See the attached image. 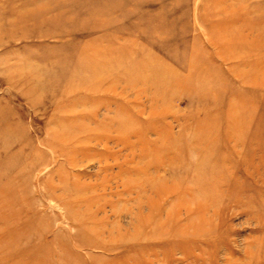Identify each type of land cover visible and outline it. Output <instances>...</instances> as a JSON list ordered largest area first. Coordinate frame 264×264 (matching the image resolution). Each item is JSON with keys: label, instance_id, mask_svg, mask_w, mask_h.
Instances as JSON below:
<instances>
[{"label": "rangeland", "instance_id": "rangeland-1", "mask_svg": "<svg viewBox=\"0 0 264 264\" xmlns=\"http://www.w3.org/2000/svg\"><path fill=\"white\" fill-rule=\"evenodd\" d=\"M213 35L264 44V0H0V264H264V46ZM165 62L208 85L159 118Z\"/></svg>", "mask_w": 264, "mask_h": 264}, {"label": "bare ground", "instance_id": "bare-ground-1", "mask_svg": "<svg viewBox=\"0 0 264 264\" xmlns=\"http://www.w3.org/2000/svg\"><path fill=\"white\" fill-rule=\"evenodd\" d=\"M252 11H254V10H252ZM260 11V10H259ZM235 24V23H234ZM234 24H226V23H222V22H217L216 23V25L215 24H213V26L215 25V26H217V28H219L220 30H226V29H228V28H231V30H236V29H238L239 28V26L238 25H234ZM245 25V24H244ZM246 26H253L254 27V25L253 24H250V25H247L246 24ZM242 27H244V26H242ZM253 27H252V29H253ZM211 28H213L212 26H211ZM263 28V27H262ZM217 30V29H216ZM215 30V31H216ZM254 30H256V29H253L252 31H254ZM259 30V29H258ZM261 30V29H260ZM214 31V32H215ZM210 32H211V30H210ZM224 32V31H223ZM247 32V31H246ZM250 33V32H249ZM242 34V33H241ZM240 35V34H239ZM238 35V36H239ZM214 36V35H213ZM242 36V35H241ZM220 37H211L210 38V43H211V45H213L214 47L216 46V47H219V50H218V52L220 53V58H221V54L223 53H228L229 51H233V50H236L237 48H241L242 46H243V44H244V46H247L248 47V49H250L251 51L252 50H256V49H259V48H261L262 46H264V44L263 43H259L258 41H256V40H254V39H252V40H246V38H244V37H236V39H234V40H230V39H225L226 40V42H223V40H222V42H221V44L220 45H217L218 43H216V42H218V39H219ZM264 38V37H263ZM219 40H221V39H219ZM132 43V42H131ZM130 43V44H131ZM133 47V46H132ZM144 48V47H143ZM140 50H143L142 48L140 49ZM222 50V51H221ZM88 51V50H87ZM86 51V52H87ZM85 52V53H86ZM149 52V51H148ZM245 52V51H244ZM93 53V52H92ZM218 53V54H219ZM232 53H234V52H232ZM242 53H243V51H242ZM87 54V53H86ZM91 54V53H90ZM97 54V53H96ZM132 54V53H131ZM150 54V53H149ZM224 55L223 56V60L224 61H233V60H236V59H240L241 57L239 56V55H237L238 53H234V54H231V55ZM88 55V54H87ZM86 55V56H87ZM92 55V54H91ZM95 55V54H94ZM98 55V54H97ZM149 56V55H148ZM144 57V56H143ZM147 58V57H146ZM97 60V59H96ZM222 60V61H223ZM91 63V62H90ZM98 63V62H97ZM99 63H100V61H99ZM192 63V62H191ZM258 64V61H248V62H245L244 64L245 65H250V66H252L253 67V65L254 64ZM164 64V69L166 68V70H164L163 72H159V76H157V82H156V85H157V92H154V94L152 95V97L150 98V105H149V110H151V113L150 114H156L157 116H160L159 118H161V117H166L171 111H170V105H163L162 106V108H158V106H157V99L159 98V97H161V99L159 100L160 102L162 101L163 102V99L165 98V96L163 95L162 96V94L163 93H168V92H171V95L170 96H173V94H175V92H173L172 93V90L174 91V88L176 89V88H180V89H182L183 91H186L187 93H189V94H193L194 96H197L199 99H198V101H195V103H196V105H199V104H201L200 102V99L201 100H204V98H205V96L203 95V93L205 92V89H206V87H205V85H208V83H207V81H204L205 79V73H200V72H205V70H199V72H197V76H195V80H196V82H195V84L193 85V86H189V85H187V84H185L184 82H182V81H180V80H178V82H177V80H175V82L173 83V84H167V82H166V78L167 77H169L170 75L171 76H174L175 77V79H176V76L179 74L178 72L179 71H177V69H175V68H171V67H169L170 65L169 64H167L166 62L165 63H163ZM243 64V63H242ZM93 65V64H92ZM259 65V64H258ZM262 65V64H261ZM191 66V65H190ZM243 66V65H242ZM263 66V65H262ZM193 67V66H192ZM92 67H90V69H91ZM104 68V67H103ZM102 68V69H103ZM94 69V68H93ZM97 69V68H96ZM101 69V68H100ZM174 69V70H173ZM204 69V68H203ZM88 70V69H87ZM258 70V69H257ZM102 71V70H101ZM107 71V70H106ZM245 71V70H244ZM90 72H91V70L89 71V74H90ZM133 72V71H132ZM250 72V71H249ZM259 72V71H258ZM262 72V71H261ZM92 73V72H91ZM106 73V72H105ZM230 73V72H229ZM237 73V72H236ZM155 74V73H154ZM257 74V73H256ZM91 75H93V74H91ZM95 75V74H94ZM98 75V74H97ZM245 75V74H244ZM74 76V75H73ZM77 76V75H76ZM86 76V75H85ZM131 76V75H130ZM258 76V75H257ZM79 77H81V76H79ZM154 77V76H153ZM244 77V76H243ZM242 77V78H243ZM93 78V77H92ZM96 78V77H95ZM99 78V77H98ZM150 78H151V76H150ZM82 79H83V77H82ZM88 80V79H87ZM97 80V79H96ZM154 80V79H153ZM80 81V80H79ZM81 81H83V80H81ZM125 82V81H124ZM144 82H146L145 80H144ZM244 82V81H243ZM247 82V81H246ZM248 83V82H247ZM125 84V83H124ZM127 84V83H126ZM132 85V84H131ZM133 85H135V84H133ZM116 86V85H115ZM129 86V85H128ZM152 86V85H151ZM193 87V88H192ZM111 88V87H110ZM109 88V89H110ZM116 88V87H115ZM112 89H114L113 87H112ZM111 89V90H112ZM193 89V90H192ZM136 90H137V88H136ZM123 91V90H122ZM140 91H142V90H140ZM94 92V91H93ZM147 92V91H146ZM122 93V92H121ZM137 93V92H136ZM138 94V93H137ZM143 96V95H142ZM169 96V97H170ZM164 97V98H163ZM138 105V104H137ZM236 106L237 105H235V106H233V107H231V108H236ZM158 108V109H157ZM234 110V109H233ZM233 110H232V112H233ZM236 110V109H235ZM144 111V110H143ZM175 114V113H174ZM232 114V113H231ZM156 116V117H157ZM231 116V115H230ZM149 117V116H148ZM154 117V116H153ZM229 118V117H228ZM120 120V119H119ZM116 121L115 122V125L118 127H125L124 125L126 124V121L125 122H120V121ZM149 120V119H148ZM123 121V120H122ZM233 121V120H232ZM128 123V122H127ZM234 123V122H233ZM110 124L111 125H114L113 123H112V121H110ZM131 125H132V123H131ZM238 127V126H237ZM193 129H194V135H195V133L196 132H198V130H202L203 129V126L202 125H196V126H194L193 127ZM230 129V128H229ZM232 129V128H231ZM164 130V129H163ZM170 130V129H169ZM233 130V129H232ZM167 131V130H166ZM87 132V131H86ZM170 132V131H169ZM233 132V131H232ZM232 132H230V133H232ZM158 133V132H157ZM156 133V134H157ZM167 133V132H166ZM105 134V133H104ZM165 135V134H164ZM138 136V135H137ZM182 136V135H181ZM181 136H179L180 138H181ZM140 137V136H139ZM179 137H178V139H179ZM89 139H91V140H96V142L98 141H100V139L101 138H98L97 136H96V134H94L93 136H90L89 137ZM140 139V138H139ZM142 139V138H141ZM141 139H140V142L142 143V141H141ZM159 142H161V140L162 141H166V143H164V142H162L161 144H155L154 145V151L155 152H153V150H152V148H150L148 145L150 144H148L147 146H145V147H143L142 148V150L140 151V153H141V155L142 156H147V157H150L151 156V158L153 157V160L155 159L156 161H162V160H164V159H169V160H174V161H177V160H179L178 158V156H177V153L176 152H174V149H171V148H174L175 146H176V143L178 142V139H177V136L175 137L174 135H171V134H169V133H167L166 134V136L163 138V137H161V135L159 136ZM125 140V139H124ZM150 142H152L151 140H149ZM185 142H186V146H188V144L191 142V143H196L197 142V137H192L191 138V140L190 139H187V140H184ZM126 142H129L128 141V139L126 138ZM154 142V141H153ZM169 142H171V144H172V146H170L168 143ZM154 144V143H153ZM129 145H131L132 146V144H129ZM143 145V144H142ZM185 145V144H184ZM140 146V145H139ZM151 146V145H150ZM201 148V147H200ZM197 149V152L200 154V156H202V155H204V154H206L207 153V151H209L210 150V148H208V147H205V148H202L201 150H199L197 147L195 148V150ZM156 153V155H155V157H154V154ZM137 154H138V152H137ZM103 158V157H102ZM177 158V159H176ZM158 163V162H157ZM148 166H151V164H149ZM147 169V167L145 166H141L140 167V169L138 170V172H136V173H142V172H145V170ZM143 189H145V187L143 188ZM167 191H169V190H167Z\"/></svg>", "mask_w": 264, "mask_h": 264}]
</instances>
